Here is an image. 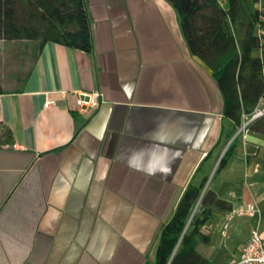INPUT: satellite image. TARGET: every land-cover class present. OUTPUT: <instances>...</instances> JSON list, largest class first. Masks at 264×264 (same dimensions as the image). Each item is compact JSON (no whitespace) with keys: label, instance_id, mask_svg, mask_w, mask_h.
<instances>
[{"label":"crops","instance_id":"0c3cea01","mask_svg":"<svg viewBox=\"0 0 264 264\" xmlns=\"http://www.w3.org/2000/svg\"><path fill=\"white\" fill-rule=\"evenodd\" d=\"M85 2L91 49L47 41L0 93L12 134L0 142V264H153L186 185L205 177L230 209L257 206L264 239V135L247 128L214 173L231 121L170 2ZM90 92L100 106L76 111ZM230 209L206 221L208 264H228L248 239L255 218Z\"/></svg>","mask_w":264,"mask_h":264},{"label":"trees","instance_id":"16d2710c","mask_svg":"<svg viewBox=\"0 0 264 264\" xmlns=\"http://www.w3.org/2000/svg\"><path fill=\"white\" fill-rule=\"evenodd\" d=\"M30 17L41 30L35 49L47 41L89 51L91 27L85 0H25ZM175 9L190 53L208 68L223 100L222 113L231 121L232 138L219 158V172L235 153L237 129L243 116L254 113L264 99V4L260 0H167ZM10 3L9 0H6ZM18 26V24H16ZM20 27V26H18ZM23 80V76L18 75ZM4 89L0 81V93ZM248 129L264 135V114L253 118ZM11 131L0 125V142L8 143ZM207 177L190 181L168 221L160 230L153 264H208L199 251L210 241L206 221L214 211L230 209L211 188ZM197 209L194 211V207Z\"/></svg>","mask_w":264,"mask_h":264},{"label":"rangeland","instance_id":"374dc122","mask_svg":"<svg viewBox=\"0 0 264 264\" xmlns=\"http://www.w3.org/2000/svg\"><path fill=\"white\" fill-rule=\"evenodd\" d=\"M9 2L0 0V81L5 90H13L20 86L18 75L26 74L34 59L35 47L41 39V30L30 17L26 1ZM260 4H264V0H260ZM250 118L251 116L245 118L246 122L249 123ZM240 137L243 140L242 134ZM231 140L232 138H227L222 144L218 160ZM201 248L199 246V251Z\"/></svg>","mask_w":264,"mask_h":264},{"label":"built area","instance_id":"2783aa9c","mask_svg":"<svg viewBox=\"0 0 264 264\" xmlns=\"http://www.w3.org/2000/svg\"><path fill=\"white\" fill-rule=\"evenodd\" d=\"M218 2L221 6L225 4V0H218ZM52 103V100H47L44 103V107H49ZM100 103L98 92L86 93L85 97H77L76 111L83 112L90 107L98 108ZM262 114H264V108L255 109L249 121ZM248 124L249 123L245 120V116H243L240 128L236 132V134H242L243 139L245 138ZM258 214L259 210L255 205H239L235 208H231L227 212V219H232L235 216L255 218L254 223L250 227L247 241L243 244L239 253L230 259L228 264H264V239H262L260 233V219H258Z\"/></svg>","mask_w":264,"mask_h":264}]
</instances>
